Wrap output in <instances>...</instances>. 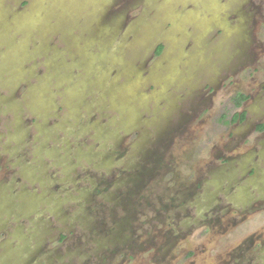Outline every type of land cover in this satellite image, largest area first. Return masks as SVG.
Masks as SVG:
<instances>
[{
    "label": "rangeland",
    "instance_id": "rangeland-1",
    "mask_svg": "<svg viewBox=\"0 0 264 264\" xmlns=\"http://www.w3.org/2000/svg\"><path fill=\"white\" fill-rule=\"evenodd\" d=\"M263 121L264 0H0V264H264Z\"/></svg>",
    "mask_w": 264,
    "mask_h": 264
},
{
    "label": "trees",
    "instance_id": "trees-1",
    "mask_svg": "<svg viewBox=\"0 0 264 264\" xmlns=\"http://www.w3.org/2000/svg\"><path fill=\"white\" fill-rule=\"evenodd\" d=\"M163 50V45H160L157 49V54H160ZM248 99V95L242 91L235 92L230 98V104L226 110L221 113V119L226 123H235L238 121H244L246 118V111L239 110L244 102ZM257 130H264V121L259 123L257 126Z\"/></svg>",
    "mask_w": 264,
    "mask_h": 264
},
{
    "label": "flooded vegetation",
    "instance_id": "flooded-vegetation-1",
    "mask_svg": "<svg viewBox=\"0 0 264 264\" xmlns=\"http://www.w3.org/2000/svg\"><path fill=\"white\" fill-rule=\"evenodd\" d=\"M247 95H248V94H247ZM248 98H249V95H248ZM247 100H248V99H247ZM247 100H246V101H247ZM246 101H245V102H246ZM245 102H244V104H245ZM244 104H243V105H244ZM245 119H246V118H245ZM244 121H245V120H244ZM239 122H240V121L235 122V123H239ZM241 122H243V121H241Z\"/></svg>",
    "mask_w": 264,
    "mask_h": 264
}]
</instances>
